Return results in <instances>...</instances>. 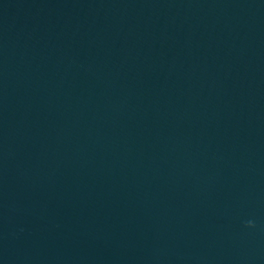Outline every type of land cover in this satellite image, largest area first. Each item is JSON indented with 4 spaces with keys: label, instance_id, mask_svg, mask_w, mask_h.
I'll use <instances>...</instances> for the list:
<instances>
[{
    "label": "water",
    "instance_id": "obj_1",
    "mask_svg": "<svg viewBox=\"0 0 264 264\" xmlns=\"http://www.w3.org/2000/svg\"><path fill=\"white\" fill-rule=\"evenodd\" d=\"M0 264H264V0H0Z\"/></svg>",
    "mask_w": 264,
    "mask_h": 264
},
{
    "label": "clouds",
    "instance_id": "obj_2",
    "mask_svg": "<svg viewBox=\"0 0 264 264\" xmlns=\"http://www.w3.org/2000/svg\"><path fill=\"white\" fill-rule=\"evenodd\" d=\"M249 223V226H251V222H248Z\"/></svg>",
    "mask_w": 264,
    "mask_h": 264
}]
</instances>
